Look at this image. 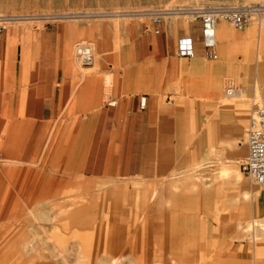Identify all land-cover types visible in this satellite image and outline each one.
I'll return each mask as SVG.
<instances>
[{"label":"rangeland","instance_id":"rangeland-1","mask_svg":"<svg viewBox=\"0 0 264 264\" xmlns=\"http://www.w3.org/2000/svg\"><path fill=\"white\" fill-rule=\"evenodd\" d=\"M240 7L264 10V0H0V264H108L113 259L121 264L112 243L123 230L112 228V222L138 226L162 220V215L154 217L162 209L149 202L146 187L133 188L136 178L116 174L87 181L73 148L78 134L64 127L79 125L83 118L39 125L37 95L47 83L60 96H70L63 108L84 102L97 110L112 99L150 96L174 109L180 153L192 165L163 180L171 183L190 174L193 181L198 176V188L182 193L200 192L195 193L199 202L207 204L179 206L166 219L181 214L183 220L223 223L215 236L199 229L205 233L185 246L201 256L196 264H220L212 258L222 232L221 243L229 242L230 252L242 254L245 264H264V236L254 244L249 238L236 239L239 222L264 218V188L245 175L241 184L217 180L219 163L231 160L242 171L248 154L245 131L255 104L264 97V27L254 29L250 21L237 31L221 19L219 25L234 37H225L229 42L219 37L218 59L210 60L194 12ZM175 12L190 16H172ZM183 37L195 39L193 58L177 55ZM80 44L92 47L90 64L77 54ZM228 90L240 97L227 100ZM220 143L234 148L207 155ZM227 181L231 199L223 205L213 197V186L218 183L220 191ZM116 185L125 186L121 200L113 194ZM247 191L263 192V197L244 201ZM182 193L166 209L177 207ZM128 231L134 233L128 247L145 252L144 238L152 230Z\"/></svg>","mask_w":264,"mask_h":264},{"label":"crops","instance_id":"crops-1","mask_svg":"<svg viewBox=\"0 0 264 264\" xmlns=\"http://www.w3.org/2000/svg\"><path fill=\"white\" fill-rule=\"evenodd\" d=\"M218 27L217 39L220 37L221 40H225V37L228 38L230 35L232 38L234 37L226 27L222 25H218ZM225 41L229 42L227 39ZM237 96L233 99L240 97L238 93ZM69 97L60 96V90L47 83L37 95L40 104L37 113L38 122L40 126H51L52 122L60 121L58 118H83L79 125L73 127L68 124L64 127H67L65 132L78 134L73 145V148L77 150L75 158L82 165L85 177L89 178L87 179L89 183L96 180L102 181L108 176L119 174L123 179L136 178L132 182H144L150 185L158 183L159 189L164 195L168 182L163 179L170 178L173 172L182 170L183 166L192 165L190 158L184 157L180 153L175 111L163 105L162 102L147 96L146 108L142 110L140 109L141 97L131 96L121 100L114 107L106 105L104 108L95 110L92 105L89 108L83 104L84 102H79L77 108H70L69 105L63 108L61 104L64 106ZM226 99L232 98L226 96ZM58 126L59 124H55V128ZM241 144L243 142L238 143V145ZM218 148L232 150L234 144L220 143L219 147H211L207 151V155L216 156ZM225 162L232 170H239L234 166L233 161ZM243 178L237 182L235 174L230 172L227 178L223 180L217 178V180L219 183H223L232 179L235 184H241ZM160 181H162V185ZM228 184L229 181L224 183L220 191L218 183L213 186V197L223 205L231 199ZM204 191L206 190L201 193ZM195 193L200 194L195 191L182 193L177 207L166 209L162 206V213H154V217L162 215V220L140 222L138 226H135L132 221L112 222V228L123 230L118 232L117 238L113 239L112 243V250L116 257H119L121 264H127L134 260H144L146 264H172L173 261L177 264H196L201 256L189 252L185 246L194 241L199 233H205L199 229H208V235L215 236L214 230L224 229L223 223L183 220L181 214L174 220L166 219L168 212L174 211L177 214L179 206L194 209L198 203L207 204V200L199 202ZM203 195L208 196L207 194ZM262 197L263 192H260L257 199ZM135 228L152 230L148 231V237L144 238L147 249L143 253L132 251V248L128 247L130 239H132L131 235L134 234L128 230ZM222 235L221 239H224V232ZM221 239L218 250L212 258L214 263L245 264L243 255L230 252V243H221ZM158 244L161 248L156 247Z\"/></svg>","mask_w":264,"mask_h":264},{"label":"built area","instance_id":"built-area-1","mask_svg":"<svg viewBox=\"0 0 264 264\" xmlns=\"http://www.w3.org/2000/svg\"><path fill=\"white\" fill-rule=\"evenodd\" d=\"M201 23L202 42L205 55L210 60L218 59L216 41V28L219 14L228 21L237 31H243L249 25L252 17V8L240 7L232 9H220L221 12L209 10H196ZM204 11V12H203ZM160 31L157 30V34ZM177 55L182 59H190L196 56V42L193 37H183L178 41ZM84 64H90L93 58L88 56ZM116 100H110L107 106H117ZM147 97L140 101V109L145 110ZM245 145L248 154L242 165L244 175L255 185L264 188V97L255 104L249 123L245 131Z\"/></svg>","mask_w":264,"mask_h":264},{"label":"bare ground","instance_id":"bare-ground-1","mask_svg":"<svg viewBox=\"0 0 264 264\" xmlns=\"http://www.w3.org/2000/svg\"><path fill=\"white\" fill-rule=\"evenodd\" d=\"M246 8H252V7H246ZM182 10H184V9H182ZM201 10H204V9H201ZM209 11L210 12H217V13L221 12L220 9H217V10L214 9V10H209ZM194 12H195L196 18H198L197 17L198 12L197 11H194ZM166 13H168V12H166ZM190 14H193V13H190ZM168 15H166V16H168ZM176 15L190 16L189 14L188 15L187 14H179V13L176 14V12H175V14H172V16H176ZM263 16H264V10L252 9L251 22H252V26L254 29H256L258 27H259V29H262L264 27V20L262 19ZM221 19H223V16H221V14H219V21L217 24L218 30H219L218 25H219V22ZM217 28H216V41H217ZM76 49H77V54L83 57V58H81L83 61H86L87 59H85V58L88 56L93 58L92 47L90 45L80 44L77 46ZM227 97L232 98V99L237 98L238 97L237 92L235 90H228L227 91ZM229 168H230L229 165H227L225 163H220L218 165L217 178L219 180H223V179L228 177L230 172L231 173L233 172L235 174V179L237 182L242 180L243 175H244L243 171L241 172L239 170H232L231 168L230 169ZM193 173H195V172H193ZM189 175H187V176L183 175V176L179 177L177 180H175V182L173 181L171 183H168L166 185V190H165L164 195H162V191H160L158 183H154V185H150V184H147L144 182H132L131 184H132L133 188L136 190H139L145 186L146 189L149 191V192H147V193H149V202L152 205H154L155 207L162 209V206L164 208H168V207L173 206L175 203L174 197L179 195L180 193H182L187 188H191L194 190H196L198 188V183H199L198 176L193 177L194 180L192 181L190 179ZM124 188H125L124 185H116L114 187L113 194L115 195V197L117 199H119V200L122 199L123 194H124ZM259 194H260V191H257L254 195L247 191L243 195L242 200L248 201L250 198H253L256 201ZM237 231H238V236L236 237L237 240H246L247 238H249L251 243H253V244L259 243L262 240V237L264 236V218H261V219L257 218V219L251 220L250 222L246 223L245 225L239 222ZM23 244H22V246L21 245L20 246H21V249L25 251V250H27L28 246L26 247V245H23ZM27 257H29V256H27ZM116 261H117L116 259H113L108 264H116ZM6 264H13V262L11 260H7ZM174 264H176V263H174Z\"/></svg>","mask_w":264,"mask_h":264}]
</instances>
